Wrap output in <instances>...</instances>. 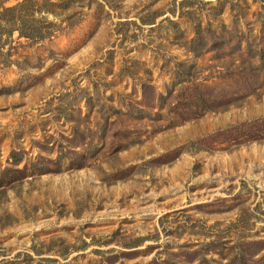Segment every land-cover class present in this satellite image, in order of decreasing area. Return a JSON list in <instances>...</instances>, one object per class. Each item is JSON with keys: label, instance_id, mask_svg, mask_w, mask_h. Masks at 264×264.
<instances>
[{"label": "rangeland", "instance_id": "1", "mask_svg": "<svg viewBox=\"0 0 264 264\" xmlns=\"http://www.w3.org/2000/svg\"><path fill=\"white\" fill-rule=\"evenodd\" d=\"M32 1L62 29L0 50V264H264V0Z\"/></svg>", "mask_w": 264, "mask_h": 264}, {"label": "trees", "instance_id": "2", "mask_svg": "<svg viewBox=\"0 0 264 264\" xmlns=\"http://www.w3.org/2000/svg\"><path fill=\"white\" fill-rule=\"evenodd\" d=\"M35 13L33 1L32 4L25 2L15 7L2 8L0 12V50L4 47V38L9 39L16 32L19 37L30 40L53 37L55 34L61 33L62 26L57 30L40 26V21L34 18ZM66 23L68 27H72L69 21H66ZM8 64L9 62H6L5 66H8Z\"/></svg>", "mask_w": 264, "mask_h": 264}]
</instances>
